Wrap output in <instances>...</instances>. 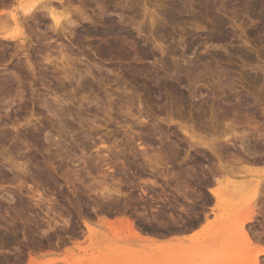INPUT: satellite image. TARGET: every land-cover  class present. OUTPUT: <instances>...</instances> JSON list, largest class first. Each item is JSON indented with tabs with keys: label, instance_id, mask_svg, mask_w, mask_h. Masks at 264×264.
I'll use <instances>...</instances> for the list:
<instances>
[{
	"label": "rangeland",
	"instance_id": "obj_1",
	"mask_svg": "<svg viewBox=\"0 0 264 264\" xmlns=\"http://www.w3.org/2000/svg\"><path fill=\"white\" fill-rule=\"evenodd\" d=\"M52 1L62 3L52 6L57 11H68L62 32L43 11L27 23L30 31L25 26L23 43L0 44V240L15 224L20 232L37 224L36 236L65 229L69 216L58 214L66 212L61 205L79 202L99 208L97 217L84 220L94 237L84 227L83 237L64 250L31 254L35 264H264L258 254L264 195L253 201L264 192V0L256 9L254 0ZM27 119L32 124L23 126ZM12 122L20 124L17 131ZM241 135L249 139L247 154L233 139ZM226 139L237 146L232 156L221 149L218 158L203 147ZM115 144L126 148L123 155L113 153ZM8 159L27 167L10 168ZM230 181L245 184L231 192ZM209 190L218 191L219 202ZM173 229L190 236L170 244L156 240ZM228 247L238 249L216 256Z\"/></svg>",
	"mask_w": 264,
	"mask_h": 264
},
{
	"label": "bare ground",
	"instance_id": "obj_2",
	"mask_svg": "<svg viewBox=\"0 0 264 264\" xmlns=\"http://www.w3.org/2000/svg\"><path fill=\"white\" fill-rule=\"evenodd\" d=\"M55 1V0H54ZM59 1V0H58ZM64 0H62V2H63ZM68 1V0H67ZM69 2V1H68ZM72 2V1H71ZM55 3V2H54ZM59 3V2H58ZM58 3H56V5H58ZM64 3V2H63ZM253 3H254V8L256 9V8H258L261 4V2H260V0H254L253 1ZM53 4V1L52 0H38V2H37V0H0V44H1V42L2 41H7V40H13V38L15 39H19V40H17V41H21L22 43L24 42V39L26 38H23V36L25 35V30L27 29L28 30V28L30 29V27L31 26H27V23H30L29 21L32 19L33 20V18H36L37 17V14L38 13H42L43 11V14H45L46 13V15H48L47 17H49L50 18V22H52L51 23V25L54 27V30L55 29H57V28H59L60 29V32H62L64 29V25H63V23H66V22H69V21H67L68 19H66L65 21H64V18H67V16H68V11L67 10H63V11H57L56 9H54V7L56 6L55 4L54 5H52ZM60 4V3H59ZM61 6L60 7H62V3L60 4ZM52 6H54V7H52ZM72 6V5H71ZM65 7H68L67 5L65 6ZM65 9H67V8H65ZM70 11V10H69ZM81 13V12H80ZM75 14V13H74ZM44 16V15H43ZM69 17V16H68ZM71 17V16H70ZM78 17V16H77ZM76 18V17H75ZM31 20V21H32ZM34 22V21H33ZM70 23V22H69ZM63 25V26H62ZM25 26H26V29L24 30V28H25ZM53 27H51V28H53ZM57 27V28H56ZM58 29V30H59ZM26 30V31H27ZM52 30V29H51ZM28 31H30V30H28ZM27 31V32H28ZM56 31V30H55ZM57 34V33H56ZM63 34V33H62ZM99 34H101V33H99ZM103 37L104 36H106L107 34H101ZM30 36V35H29ZM47 38V37H46ZM45 38V39H46ZM27 39H28V37H27ZM47 40H48V42H49V40H51V37L48 39L47 38ZM47 40H45V41H47ZM27 41V40H26ZM31 41H32V39H31ZM3 42V43H4ZM20 42V43H21ZM9 43V42H8ZM50 43V42H49ZM29 44V43H28ZM55 44V43H54ZM6 45V44H5ZM22 45V44H21ZM47 45V44H46ZM19 46V45H18ZM28 46H30V45H28ZM49 46H50V44H49ZM48 46V47H49ZM25 47V46H24ZM55 47V46H54ZM56 47H57V45H56ZM18 48V47H17ZM21 48V47H20ZM26 48V47H25ZM51 48V47H50ZM50 48H48V49H50ZM113 48L115 49L116 47H114L113 46ZM23 49V48H22ZM1 50V49H0ZM24 50V49H23ZM46 50V49H45ZM51 50V49H50ZM56 51V50H55ZM22 53V52H21ZM58 53V52H57ZM52 54V53H51ZM54 54V53H53ZM58 55H62V52H59L58 53ZM9 59L11 58H13V57H8ZM50 56L49 55H47V58H45L46 59V61H49V63H53L54 64V60H53V62L52 61H50ZM15 59H17V58H15ZM64 59H65V57H64ZM64 59H62V60H64ZM66 60V59H65ZM64 60V61H65ZM19 61H22V60H18V62ZM63 62V61H62ZM23 63L26 65V67H28V69L30 68L31 69V71H32V64L30 63V60H29V57H28V54H27V49L26 50H24V54H23ZM67 64V63H66ZM54 66V65H53ZM68 66V65H67ZM55 67V66H54ZM64 73V72H63ZM161 78V77H160ZM137 103V102H136ZM138 104V103H137ZM139 107H140V104H139V106H138V108H135L136 109V113L137 114H140L141 113V110L139 109ZM119 114V113H118ZM120 114H123V113H120ZM126 114H127V112H126ZM125 114V115H126ZM136 114H127V116H129L130 117V119H131V121L133 122V123H136V124H139V125H143V124H141V119L139 118V116L138 117H136L135 116ZM34 116V115H33ZM33 116H31L30 118H32L33 119ZM27 117V116H26ZM128 117V118H129ZM147 117V116H146ZM119 119V118H118ZM122 119V118H121ZM171 119H172V117H171ZM35 120V119H34ZM124 120H126V119H124ZM30 121V120H29ZM28 121V119L27 120H25V124L24 123H22V124H24L23 126H26V124L29 126V125H31L30 124V122ZM122 121V120H121ZM11 122V121H10ZM33 122V121H32ZM16 123V122H15ZM129 124V123H128ZM6 125V124H5ZM4 125V126H5ZM20 124L17 122V124L14 126V123L12 122V124L11 125H9L10 126V128H11V131H12V129L13 130H15V131H17V126H19ZM157 125V124H156ZM7 127H8V124L6 125ZM23 126H21V129H23L24 127ZM28 126H27V128H28ZM226 127H227V124L225 125ZM229 126V125H228ZM23 127V128H22ZM133 127V126H132ZM139 127V126H138ZM142 127V126H141ZM156 127V130H157V132H159V133H161L162 132V130H161V128H160V126L159 125H157V126H155ZM230 127V126H229ZM129 128V127H128ZM228 128V127H227ZM131 130V129H130ZM98 131V130H97ZM110 131V130H109ZM164 131V130H163ZM5 132V131H4ZM95 132V131H94ZM154 132H156L155 131V128H154ZM181 132H182V134L183 135H187V137H188V139H192L193 140V137L191 136H188V131L187 132H185V131H183V129L181 130ZM18 133V132H17ZM126 133V132H125ZM124 133V136L126 135ZM133 133V132H132ZM14 134V133H13ZM128 134V133H127ZM137 135V134H136ZM158 135V134H157ZM243 135V134H242ZM241 135V136H242ZM37 136V135H36ZM106 136H108V134L106 135ZM130 136V135H129ZM131 136H133V135H131ZM163 136V135H162ZM164 136H165V134H164ZM260 137V136H259ZM111 138V137H110ZM114 138V137H113ZM168 138V137H167ZM231 138V137H230ZM264 138V137H263ZM233 139L235 140V141H239L240 142V144H239V149H241V151H242V154H247L248 153V145H247V142L249 141V139L247 140V138L246 137H244V136H242V137H237V136H233ZM261 139V138H260ZM35 140V139H34ZM113 140V139H112ZM234 140H233V142H234ZM128 141V140H127ZM135 141V140H134ZM195 141V140H194ZM193 141V142H194ZM258 141V140H257ZM47 142V141H46ZM45 142V143H46ZM113 142H114V140H113ZM115 143V142H114ZM196 143V142H195ZM194 143V147H195V144ZM201 144V143H200ZM171 145V144H170ZM204 146V148L205 149H207V152H208V150H209V152H211V154L213 153V154H216V156L218 157V158H220L221 157V155H222V152H226V155L228 156V155H230V156H232L233 154H231L232 152H231V150L230 149H234L235 147H237L236 145H234L232 142H231V140H228V139H226V140H214L212 143H211V146H209V144H207V145H205V144H203ZM31 146V145H30ZM114 146V145H113ZM112 146V147H113ZM116 146V147H115ZM115 148H114V152L113 153H116L117 154V152L118 153H120V154H124L125 152V149H124V151H122V150H117V145L115 144ZM125 146V145H124ZM135 146V145H134ZM193 146H189V148L191 149V148H193ZM202 145H200V147H201ZM34 147V146H33ZM111 147V146H110ZM121 147V146H120ZM138 147L140 148V150H141V156H143V150H142V146H140V145H138ZM167 147V149L166 150H168V146H166ZM197 147V146H196ZM195 147V148H196ZM31 148V147H30ZM39 148V147H38ZM107 150H109L110 149V152L111 151H113V150H111V148H108V147H105ZM104 148V149H105ZM170 148V147H169ZM198 148V147H197ZM32 149V148H31ZM78 149V148H77ZM113 149V148H112ZM129 148L127 147V150H128ZM133 149H135V147H133L132 149L130 148L129 150H133ZM144 149V148H143ZM222 149V150H221ZM79 150V149H78ZM107 150H106V152H107ZM126 150V151H127ZM137 150V149H136ZM204 150V149H203ZM222 152H221V151ZM119 151H121V152H119ZM168 151H171V150H168ZM189 151V150H188ZM228 151H230V153L228 152ZM139 152V151H138ZM81 153V152H80ZM131 153V152H130ZM130 153H128V155L130 154ZM227 153H229V154H227ZM119 154V155H120ZM136 154V153H135ZM218 154V155H217ZM81 155V154H80ZM82 155H83V153H82ZM113 154H111L110 156H112ZM118 155V154H117ZM145 155V154H144ZM229 156V157H230ZM247 156V155H246ZM249 156V155H248ZM262 156V155H261ZM105 157H109V156H105ZM4 158V157H3ZM6 158V157H5ZM81 158V157H80ZM186 158H188L187 157V155H186ZM260 158V157H259ZM262 158V157H261ZM82 159V158H81ZM143 159V158H142ZM6 160V159H5ZM4 160V161H5ZM183 160H184V158H183ZM78 161V160H77ZM154 161H157V160H154ZM16 162V161H15ZM80 162V161H79ZM82 163V165H84V166H86L87 164H86V162H85V160L84 159H82V161H81ZM123 162V161H122ZM3 163V162H2ZM8 163V164H7ZM25 163V162H24ZM13 166H12V165ZM20 164V163H19ZM29 164V163H28ZM48 164H49V162H48ZM52 164V163H51ZM72 164V163H71ZM77 164V163H76ZM121 165H122V163H120ZM5 165V164H4ZM6 165H9V167H10V165L12 166V167H17L16 169H18V168H24L23 166L25 165H23V166H21V165H18V163L16 164V163H14V160L12 161V159L9 161V159L6 161ZM50 165V164H49ZM155 165H156V167H155ZM3 166V165H2ZM48 166V165H47ZM90 166V165H89ZM157 164H154V167L155 168H157ZM27 167V166H26ZM26 167L24 168V169H26ZM75 167V166H74ZM205 167V166H204ZM11 168V167H10ZM50 168V167H49ZM85 168V167H84ZM83 168V169H84ZM145 168V167H144ZM144 168H142V169H144ZM152 168H153V166H152ZM169 168V167H168ZM186 168V167H185ZM191 168V167H190ZM189 168V172H191V169ZM51 169V168H50ZM154 169V168H153ZM153 169H151V170H153ZM209 169V168H208ZM27 170H28V168H27ZM26 170V171H27ZM36 170V169H35ZM87 170V169H86ZM186 170H187V168H186ZM192 170H193V168H192ZM19 171V170H18ZM21 171H22V169H21ZM154 171H155V169H154ZM188 171V170H187ZM187 171H185V172H187ZM206 171H207V169H206ZM20 172V171H19ZM18 172V173H19ZM48 172V171H47ZM85 172V171H84ZM87 172V171H86ZM153 172V171H152ZM52 173V172H51ZM50 173V174H51ZM73 173V172H72ZM26 174V173H25ZM49 174V175H50ZM187 174V173H186ZM195 174H196V172H195ZM23 175V174H22ZM172 175V174H171ZM188 175H189V173H188ZM190 175H192V174H190ZM18 177V176H17ZM187 177V176H186ZM21 178V177H20ZM37 179V178H36ZM205 179V178H204ZM16 180H17V178H16ZM78 180V179H77ZM38 181H40V179H38ZM184 181V180H183ZM187 181V180H186ZM185 181V182H186ZM229 181V180H228ZM225 182V181H224ZM245 182V181H244ZM184 183V182H183ZM205 183V182H204ZM223 183V182H222ZM37 184V183H36ZM155 184V183H154ZM203 184V183H202ZM226 184H228V186L226 185ZM225 185L230 189H228L227 187V189H228V191H231V192H238V191H240V189H242V187H243V185L245 184H243V182H241V181H230V183H226ZM157 186V185H156ZM185 186V185H184ZM186 187V186H185ZM184 187V188H185ZM264 187V186H263ZM263 189V188H262ZM187 190V189H186ZM224 190H225V188H224ZM264 190V189H263ZM185 191V190H184ZM227 191V190H226ZM227 191V192H228ZM216 192H218V191H216V190H209L208 191V193L211 195V197L213 198V200L215 201V203H217V202H219V200H220V195L219 194H217ZM256 192V191H255ZM259 192V191H258ZM111 194V193H110ZM186 194V193H185ZM257 195L255 196L256 198H254L253 199V201H256L255 199H257L258 198V200H261V198L263 199V195H264V192H260V193H256ZM39 196H41L40 194H38ZM37 195V196H38ZM85 196V195H84ZM108 197L110 196L111 197V195H107ZM112 196H113V194H112ZM120 196V195H119ZM254 196V195H253ZM108 197H106V199L108 198ZM123 197V196H122ZM160 197V196H159ZM38 198H40V197H38ZM81 198V197H80ZM105 197H103V199H104ZM116 198V197H115ZM118 198V197H117ZM124 198V197H123ZM161 198V197H160ZM211 198V199H212ZM9 199V198H8ZM11 199V201H13V199L12 198H10ZM101 199H102V197H101ZM100 199V200H101ZM102 199V200H103ZM105 199V200H106ZM109 199V198H108ZM107 199V200H108ZM111 199V198H110ZM113 199V198H112ZM120 198H118V200H119ZM169 199V198H168ZM93 200H94V198H93ZM105 200H103L104 202H105ZM129 200V199H128ZM164 200V199H163ZM210 200V199H209ZM10 201V202H11ZM81 201V200H80ZM109 201V200H108ZM114 201H115V199H114ZM173 201V200H172ZM8 202V201H7ZM94 202H95V200H94ZM94 202H93V204H94ZM112 202H113V200H112ZM116 202V201H115ZM120 202V201H119ZM155 202V201H154ZM157 202V201H156ZM162 202V201H161ZM174 202V201H173ZM187 202V201H186ZM105 203H108L107 201L105 202ZM255 203V202H254ZM254 203H251L252 204V206H254ZM35 204V203H34ZM36 204H38V203H36ZM103 204V203H102ZM102 204H101V206H102ZM108 204H110V203H108ZM113 204H115L114 202H113ZM124 204V203H123ZM129 204V203H128ZM187 204V203H186ZM262 204V203H261ZM97 205H98V203H97ZM111 205V204H110ZM109 205V206H110ZM116 205H118V203L116 204ZM168 205V204H167ZM179 205V204H178ZM217 205V204H216ZM24 206V205H23ZM104 206V205H103ZM102 206V207H103ZM118 207V206H117ZM155 207V206H154ZM170 207V206H169ZM193 207V206H192ZM215 207V206H214ZM25 208H27L26 207V205H25ZM29 208V207H28ZM92 209H94L93 207H91ZM91 208H88V210L89 209H91ZM114 208H115V206H114ZM114 208H112L111 207V209L113 210ZM125 208V207H124ZM131 208H134V207H131ZM174 208H175V206H174ZM22 209H24V207L22 208ZM30 209V208H29ZM96 209V208H95ZM94 209V210H95ZM103 209V208H102ZM118 209H120V208H118ZM117 209V210H118ZM145 209V208H144ZM204 209V208H203ZM253 209V208H252ZM20 210V209H19ZM18 210V211H19ZM25 210V209H24ZM80 210V209H79ZM97 210V209H96ZM95 210V211H96ZM146 210V209H145ZM196 210V209H195ZM254 210V209H253ZM251 211L252 213L251 214H255L254 212L255 211ZM23 211V210H22ZM27 211V210H26ZM97 211H99V210H97ZM109 211V209L107 210V212ZM116 211V210H115ZM119 211V210H118ZM124 211V210H123ZM190 211V210H189ZM89 212H91V211H89ZM120 213L119 214H121V211H119ZM130 212V211H129ZM133 212V211H132ZM132 212H130V213H132ZM135 212V211H134ZM11 213V212H10ZM24 213V212H23ZM94 213V212H93ZM96 213V212H95ZM106 213V212H105ZM109 213V212H108ZM112 213H113V211H112ZM137 213V212H136ZM195 213V212H194ZM13 214H15V213H13ZM20 214V212L18 213V214H15L16 216H17V218H18V215ZM22 214V213H21ZM20 214V215H21ZM25 214H27V213H25ZM25 214H23L22 216H25ZM35 214V213H34ZM91 214V213H90ZM104 214V213H103ZM107 214V213H106ZM114 214V213H113ZM129 214V213H128ZM139 214V213H138ZM142 214V213H141ZM149 214V213H148ZM147 214V215H148ZM175 214V213H174ZM189 214H191V213H189ZM198 214V213H197ZM8 215V214H7ZM12 215V214H11ZM19 215V216H20ZM96 215V214H95ZM94 215V216H95ZM99 215V214H98ZM116 215H117V213H116ZM131 215H133V214H131ZM8 216H10V215H8ZM14 215H12L11 217H10V220H11V227H12V225L14 224L13 223V220H15L16 219V217L14 218L13 217ZM27 216V215H26ZM29 216V215H28ZM128 216H130V215H128ZM136 216V215H135ZM142 216H144V215H142ZM206 216V215H205ZM205 216L203 217L204 219H205ZM2 217V216H1ZM31 217V216H30ZM35 217L36 216H34V219H35ZM86 217V216H85ZM96 217H97V215H96ZM105 217H106V215H105ZM134 217V216H133ZM146 217V216H145ZM151 217H153V216H151ZM156 217V216H155ZM155 217H153V218H155ZM171 217V216H170ZM196 217H198V216H195V219H196V221H197V218ZM14 218V219H13ZM107 218V217H106ZM125 218V217H124ZM128 218V217H127ZM142 218V217H141ZM149 218V217H148ZM157 218V217H156ZM194 218V217H193ZM200 218V217H199ZM1 219V218H0ZM19 219V218H18ZM37 219V218H36ZM126 219V218H125ZM132 219V218H131ZM130 218H129V220H131ZM145 219V218H144ZM158 219V218H157ZM170 219V218H169ZM192 219V218H191ZM195 219H192V222H193V220H194V222H196L195 221ZM4 220V219H3ZM128 220V221H129ZM133 220V219H132ZM135 220V219H134ZM140 220V219H139ZM149 221L148 219H145V221ZM153 220V219H152ZM156 220V219H155ZM160 220V219H159ZM176 220V219H175ZM184 220V219H183ZM27 221H28V219H27ZM125 221V220H124ZM126 221L127 222V228L130 230V231H135L137 228H135V230L133 229V226H132V224H131V221ZM190 221V220H189ZM187 222V223H190V222ZM250 221H252V215L251 216H249L245 221H244V223H247V222H250ZM4 222V221H3ZM7 222V221H6ZM15 222V221H14ZM24 222V221H23ZM26 222V221H25ZM24 222V223H25ZM141 222V221H140ZM192 222H191V224H192ZM8 223V222H7ZM8 224H10V223H8ZM137 224V223H136ZM135 224V225H136ZM170 224V223H169ZM178 224V223H177ZM22 225H24V224H22ZM83 225H84V227H85V229H86V232H87V236L89 237V239H91L92 237H94L93 236V230H92V227L88 224V223H86V222H84L83 223ZM173 225V224H172ZM8 226V225H7ZM10 226V225H9ZM8 226V227H9ZM36 226V229H38L37 231H38V233L40 232L39 231V228H37V224L36 225H34V227ZM156 226V225H155ZM165 226H167V225H165ZM7 227V228H8ZM11 227H9V228H11ZM15 227H16V231H14L15 230ZM15 227H14V230L13 229H10V230H13V231H9L11 234L10 235H14L17 231H19V233L17 232L16 233V235L17 234H20V230H19V228H17V226H16V224H15ZM24 227V226H23ZM22 227V228H23ZM67 227V226H66ZM138 227V226H137ZM2 228V227H1ZM6 228V227H5ZM13 228V227H12ZM21 228V230L23 231V233H25V231H24V229H22ZM25 228V227H24ZM150 228V227H149ZM166 228V227H165ZM188 228V227H187ZM18 229V230H17ZM32 229V228H31ZM31 229H30V233L33 231H35L34 233H32V234H34V236H36V234H38L37 233V231H36V229L34 230H32L31 231ZM66 229V228H65ZM68 229V228H67ZM180 229V228H179ZM185 229V228H184ZM64 230V229H63ZM148 230V229H147ZM158 230V229H157ZM2 231V230H1ZM21 231V232H22ZM69 231V230H68ZM132 231V232H133ZM146 231V230H145ZM149 231H151V230H149ZM166 231H167V229H166ZM172 231V230H171ZM170 231V232H171ZM173 231L175 232V231H177L176 229H173ZM172 231V232H173ZM42 232V231H41ZM51 232V231H50ZM67 231H65V233H66ZM136 232V231H135ZM138 232H140V231H138ZM163 232H165V231H163ZM168 232H169V230H168ZM167 232V233H168ZM174 232H173V234H174ZM179 232H181V231H179L178 230V233ZM22 233V234H23ZM36 233V234H35ZM44 233V232H43ZM48 232L46 231V235L45 234H42V233H40V237H45V238H47L48 239V237H50V234H47ZM69 233H71L70 231H69ZM72 233H73V230H72ZM137 233V232H136ZM146 233V232H145ZM155 233V232H154ZM177 233V234H178ZM21 234V235H22ZM156 234H158V233H156ZM160 234H161V232H160ZM159 234V235H160ZM163 234V233H162ZM9 235V236H10ZM24 235V234H23ZM52 235V234H51ZM54 235H56V233H54L53 234V236ZM83 235V234H82ZM92 235V236H91ZM135 236H137L136 234H134ZM146 235V234H145ZM158 235V236H159ZM165 235V234H164ZM174 235H176V232H175V234ZM8 236V235H7ZM25 236V235H24ZM27 236V235H26ZM31 236V235H30ZM38 236V235H37ZM63 236V235H62ZM79 236V235H78ZM140 236H141V234H140ZM154 236H155V234H154ZM18 237V236H17ZM39 237V236H38ZM52 237V236H51ZM64 237H65V235H64ZM75 237V236H74ZM91 237V238H90ZM144 237V236H143ZM142 237V238H143ZM157 237V236H156ZM7 238V237H6ZM6 238H3L4 240V242H2V238H1V240H0V262L1 261H5V264H35L34 262V255H33V253H28L27 254V261L26 260H24V256H21V252H19L18 250L20 249H14V250H10V249H8L6 246H5V244L6 245H8L7 243L8 242H6L5 243V239ZM9 238V237H8ZM12 238L15 240V238L14 237H11L10 236V240H9V242L11 243V241H12ZM57 239H58V237H56ZM73 238V237H72ZM82 238V237H81ZM138 238V237H137ZM225 238V240H227L226 238L227 237H224ZM46 239V240H47ZM62 239V238H61ZM64 239V238H63ZM98 239V238H97ZM100 239V238H99ZM98 239V240H99ZM140 239V238H139ZM8 239H6V241H7ZM17 240V239H16ZM41 240H42V238H41ZM45 239H43V241H44ZM45 240V241H46ZM50 240H52V239H50ZM54 240V239H53ZM56 240V239H55ZM71 240V239H70ZM93 240L95 241L96 240V238H93ZM92 240V241H93ZM97 240V241H98ZM150 240H152V239H150ZM93 241V242H94ZM97 241H95V243L97 242ZM102 241V242H101ZM99 240V243H102V244H104L105 243V240ZM177 241V240H176ZM47 242V241H46ZM52 242V244L54 245V243H53V241H51ZM57 241H55V243H56ZM59 242V241H58ZM66 242V241H65ZM76 243L78 242L77 240L75 241ZM74 242V243H75ZM146 242V241H145ZM147 242H150V241H147ZM243 242H245L246 244L248 243H250V241L248 240V238H246V241L244 240ZM243 242H241V244L243 245V244H245V243H243ZM10 243H9V245H10ZM15 243V242H14ZM48 243V242H47ZM98 243V242H97ZM99 243H98V245H99ZM152 243V242H151ZM153 243H154V241H153ZM166 243H168V242H166ZM172 243V242H171ZM174 243H176V242H174ZM50 244V243H49ZM52 244H50V245H52ZM63 244V243H62ZM169 244H170V242H169ZM11 245H12V243H11ZM64 245V244H63ZM97 245V244H96ZM101 246V245H100ZM7 248V250H10V251H7L6 250V248ZM55 247H57V244H56V246ZM54 246L52 247V249L53 248H55ZM12 248V247H11ZM34 248V247H33ZM43 248V247H42ZM229 249L228 250H226V251H224V250H222L221 248H219L218 249V251L216 252V256H217V254H221V255H219V256H224L225 254H229V251H231V252H233V251H235V250H237L238 249V247L237 248H230V247H228ZM5 249V250H4ZM22 249V248H21ZM57 249V248H56ZM44 250V249H43ZM219 250H220V252H219ZM32 251V250H31ZM224 251V252H223ZM227 251H228V253H227ZM46 252V251H45ZM23 253V252H22ZM35 253V252H34ZM33 256H32V255ZM258 254L259 255H264V249H261L259 252H258ZM9 255V256H8ZM11 255V256H10ZM218 256V257H219ZM9 257H11L10 258V260H8L9 259ZM25 258H26V256H25ZM7 260L8 261H10V262H7ZM4 261H3V263L1 262L0 264H4ZM24 261H26V262H24ZM57 261H62V260H56L55 261V263L57 262Z\"/></svg>",
	"mask_w": 264,
	"mask_h": 264
},
{
	"label": "flooded vegetation",
	"instance_id": "obj_3",
	"mask_svg": "<svg viewBox=\"0 0 264 264\" xmlns=\"http://www.w3.org/2000/svg\"><path fill=\"white\" fill-rule=\"evenodd\" d=\"M123 203H120V208H121L122 212H126L127 211V206H126L125 202H123ZM61 207H62L63 211H66V212H58V214H61V215L67 214L69 216V225L66 227V229H64V230L63 229H59V231H57L58 233L56 232V235L53 236V234L52 235L50 234V237H48V239L45 238V237H42V240H41L40 236L39 237L38 236H34V234H32V232L30 233V227H29L30 224L27 223V226H24L25 228L23 227L25 233H23V231H22V232H20V234L16 235L17 232L19 233V231H17L13 236L10 235L11 237L15 238V240L12 238V241H11V243H12L11 247L12 248L11 249L12 250H14V249L18 250L20 248L18 251L21 252V256H24V260H26V261H27V258H28L27 257L28 253H34L35 252V254H37V253H40L39 251H41L43 249H44V251H47L48 249H52L53 246L55 247L56 244H57V247H55L53 249L57 248V250H61L62 251V250H64V245L65 244L74 243L76 240L79 241L81 239V237H83V235L85 233V229H84V225H83L84 220H90V219L94 218L96 216L95 212H98L97 210H99V208H97V207H93V206H90L88 204H83V203H79V202H74L72 204H69V206L61 205ZM91 207H93L94 209L96 208L97 210L95 209L96 210L95 211ZM88 208H91V209L88 210ZM108 209L110 210L109 207H106V211ZM89 211H91V212H89ZM27 214L29 216H34V215H31L30 213H27ZM35 215H37V214H35ZM167 216H171V213H168ZM68 230L71 233H69ZM72 230H73V233H72ZM65 231H67V232L65 233ZM64 235H65V237H64ZM56 237H58V239ZM43 239H45V240L47 239L46 241L48 243L45 240L43 241ZM50 239H52V240H50ZM9 240H10V237L8 238V241H5V242H8L7 244H9L10 243ZM51 241H53L54 245L52 244ZM55 241H57V242L55 243ZM49 243L52 244V245H50ZM25 256H26V258H25ZM10 258L11 257H9L8 260H10ZM8 260H7V262L11 261V260L10 261H8ZM3 261H1V262L3 263ZM26 261H24V262H26ZM4 264H5V261H4Z\"/></svg>",
	"mask_w": 264,
	"mask_h": 264
},
{
	"label": "crops",
	"instance_id": "obj_4",
	"mask_svg": "<svg viewBox=\"0 0 264 264\" xmlns=\"http://www.w3.org/2000/svg\"><path fill=\"white\" fill-rule=\"evenodd\" d=\"M190 234H178V235H172L164 239H156L159 242H178L181 241L184 237H189ZM151 239L150 237H148ZM177 240V241H176Z\"/></svg>",
	"mask_w": 264,
	"mask_h": 264
},
{
	"label": "snow or ice",
	"instance_id": "obj_5",
	"mask_svg": "<svg viewBox=\"0 0 264 264\" xmlns=\"http://www.w3.org/2000/svg\"><path fill=\"white\" fill-rule=\"evenodd\" d=\"M37 2H38V0H37Z\"/></svg>",
	"mask_w": 264,
	"mask_h": 264
}]
</instances>
